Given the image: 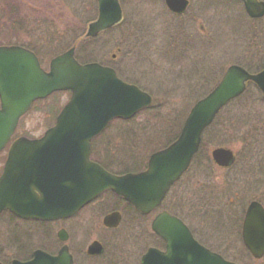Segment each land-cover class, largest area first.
<instances>
[{
    "label": "rangeland",
    "instance_id": "374dc122",
    "mask_svg": "<svg viewBox=\"0 0 264 264\" xmlns=\"http://www.w3.org/2000/svg\"><path fill=\"white\" fill-rule=\"evenodd\" d=\"M42 1L50 2L39 11L47 19L42 21L44 31L37 26L22 31L14 38L18 43L32 44L31 36L42 33L38 43L54 55L68 45H73L75 52L83 49L79 56L91 53L97 61L120 69L125 79L139 84L153 98L152 108L133 117L128 129L116 121L109 127L110 131L120 130L122 146H128L135 159L128 163L124 158L118 167L142 168L154 148L173 138L190 106L213 87L228 65L255 63L264 55V18L249 20L237 0H192L179 16L166 10L163 0H121V24L90 43L84 42L81 35L95 14L94 0ZM52 33L54 40L48 37ZM80 42L83 48H79ZM50 58L42 55L44 68ZM252 91L248 90L244 103L228 108L202 136L195 165L198 169L193 166L171 190L183 204L179 214L184 222L240 264H245L237 237L242 214L253 197L264 198V185L251 182L248 186L239 181L244 174L243 163L225 172L220 166L210 167L203 162L211 149L223 146L234 150L238 158L240 151L244 159L248 156L252 160L248 181L259 176L257 169L262 173L264 100L255 99L257 94ZM67 99L68 94L62 92L33 105L20 119L14 135L42 134ZM229 112L239 115L231 119ZM222 142L226 144H218ZM42 230L54 232V225L42 227L11 218L9 228L0 229V237L18 244L24 232H33L28 241L34 243V233ZM215 234L218 239H214Z\"/></svg>",
    "mask_w": 264,
    "mask_h": 264
},
{
    "label": "water",
    "instance_id": "95a60500",
    "mask_svg": "<svg viewBox=\"0 0 264 264\" xmlns=\"http://www.w3.org/2000/svg\"><path fill=\"white\" fill-rule=\"evenodd\" d=\"M96 2L97 17L87 24L85 37H95L122 19L119 0ZM242 2L249 16L264 14V2ZM165 4L179 14L187 0H165ZM248 81L264 93V69L250 74L241 66H229L212 90L190 108L177 138L150 155L145 170L116 176L89 160V141L112 119H128L149 106L150 95L119 79L110 67L96 62L80 64L74 58V47L52 58L46 71L32 52L19 46H0V150L34 100L55 91L70 92L55 124L42 137H19L9 146L0 175V212L9 210L24 219L65 218L109 189L138 212L148 213L188 168L205 128L222 107L244 91ZM210 156L220 167L234 160L232 151L224 147L213 148ZM152 228L168 242L163 256L172 264H235L198 245L188 228L166 212L154 218ZM62 233L58 232L60 238ZM241 234L246 248L260 258L264 253V209L260 203L248 204ZM173 250L181 254L170 256ZM42 259L54 264V257L40 250L28 262L13 260L11 264L46 263Z\"/></svg>",
    "mask_w": 264,
    "mask_h": 264
},
{
    "label": "flooded vegetation",
    "instance_id": "af4514ba",
    "mask_svg": "<svg viewBox=\"0 0 264 264\" xmlns=\"http://www.w3.org/2000/svg\"><path fill=\"white\" fill-rule=\"evenodd\" d=\"M187 1L186 9L192 4V0ZM119 2L122 8L123 2L121 3V0ZM239 2L243 14L247 16L242 2L240 0ZM94 3H96L95 0ZM160 3H162V0H160ZM44 4H50V2H43L42 0H0V40L8 42L1 45H18L33 52L38 59L42 58V55L54 56V52L52 54L46 50V47L42 43H38V40L41 41L43 37L42 33H40L42 35H37L36 33L31 36L30 40L33 42L32 44H21L14 39L18 38L22 31L27 32L29 28H35V26L38 29H42V32L44 31L42 21L47 19L39 13ZM171 14L178 16L174 13ZM248 18L252 21H259L264 18V15L259 18ZM123 19L124 15L122 12ZM83 33L84 31L82 35ZM48 37L54 40L53 33L51 36L48 34ZM262 57H257L256 60L253 59L255 63L243 62L234 64L242 66L250 74H256L264 69V55ZM246 89L257 91L259 94L258 98L264 100V94L260 92L258 86L253 82H247ZM119 133H121L120 130L110 131L104 129L90 140V159L100 164L112 174H121V171L116 169L122 162V142ZM41 135L32 136L31 138H38ZM15 138L11 137L8 144L0 152V174L8 146ZM237 158V155L234 153V161ZM250 162L252 160L247 156L245 161L246 175H250L252 172ZM260 162L263 174L254 167L253 169H257L259 176L255 175L254 178H249V182H256L263 186L264 156H262ZM247 166L248 170L246 169ZM171 188L163 202L147 214L137 212L121 196L112 193L110 190H106L95 196L67 218L54 221L24 220L25 222L38 224L42 227L52 224V226L54 225V232L49 234L46 230L35 232L36 241L34 243L28 241L30 237L28 235L33 234V232H30V234L24 232L21 238L22 242L18 244L5 241L4 237H0V263L11 264L13 259L26 262L33 258L34 251L40 250L54 257V264H172L163 256L167 252L168 242L155 233L151 226L153 219L160 212H167L184 222L179 214L181 209L184 208L183 204L180 197L171 192ZM251 201L260 203L264 209V198L253 197L247 205ZM108 216L112 217L106 219ZM10 221L11 214L8 211H2L0 213V229L2 228L6 231L9 228ZM188 229L198 245L220 254L228 261L240 264L238 261L227 256L223 251L218 250L213 241L208 242V237H204L190 226H188ZM60 230L63 231L62 238L58 235ZM53 233L54 236L52 237ZM213 237L214 239L219 238L218 234L213 235ZM237 237L239 240L238 245L243 250L245 264H264V254L260 258H254L247 250L242 242L240 227ZM178 254L181 253L174 250L170 252V256H177ZM184 254L186 256L188 253ZM189 254L193 255L195 253L190 252ZM42 260H45L46 263L41 264H49L46 259Z\"/></svg>",
    "mask_w": 264,
    "mask_h": 264
},
{
    "label": "trees",
    "instance_id": "16d2710c",
    "mask_svg": "<svg viewBox=\"0 0 264 264\" xmlns=\"http://www.w3.org/2000/svg\"><path fill=\"white\" fill-rule=\"evenodd\" d=\"M95 15H93V17H94ZM92 17V18H93ZM91 18V19H92ZM82 37V36H81ZM82 40H84V42H88V43H90V42H92V41H94L93 39H87V40H85V39H83V38H81ZM84 44L82 43V42H80V44H79V48H83L82 46H83ZM67 47H69V45L67 46ZM82 51L84 52V50L83 49H76V58L79 60V61H81V62H89V61H96V58L95 57H93V56H91V53L89 54V53H85L84 55L85 56H79L78 55V53L79 52H81L82 53ZM106 65H110L111 67H113L115 70H116V72L118 73V75L120 76V77H123V75H122V73H121V71H120V69H117L116 67H114V66H112L111 64H106ZM123 79H125L124 77H123ZM134 83H136V82H134ZM60 93H62V92H57V93H54V96L55 95H57V94H60ZM248 93V90L241 96V97H239V99H236L235 101H233L232 103H230V104H228L226 107H224L219 113H218V115L215 117V119H214V121L212 122V124L205 130V132H204V134H203V136L208 132V131H210L211 130V128H213L214 127V124L215 123H217V121H218V119H219V117L228 109V108H230L231 106H233V105H236V104H240V103H244V101H246L248 98H247V96H245L246 94ZM252 93L255 95V94H257L254 98L256 99V98H258L259 97V94H258V92L257 91H252ZM243 105H245V104H243ZM152 108V106L151 107H148V108H146V109H144V110H142L140 113H143V112H147V111H149L150 109ZM232 111V110H231ZM139 113V114H140ZM229 118H233V117H236V116H238L239 114H237L236 115V113H230L229 112ZM236 115V116H235ZM133 120V118H131V119H129V120H115L117 123H120V124H123L124 125V129H128L130 126V122ZM181 124H182V122L180 123V126H179V128H178V130H177V132H176V134L173 136V138L171 139V140H169L168 142H165V143H163V144H160V145H158L156 148H154L153 149V151L154 150H156V149H159V148H162V147H164V146H166L168 143H170L171 141H173L174 139H175V137L177 136V134H178V132H179V130H180V127H181ZM203 140V139H202ZM202 143L203 142H201V144H200V147H199V150H198V152H197V154L195 155V157H194V159H193V161H192V165H191V167H190V170H191V168L193 167V169L194 168H196V169H198V167H196L197 165H198V163H196V159H197V157L199 156V154H200V152H201V148H202ZM219 145H225L226 143H218ZM228 144V143H227ZM129 150L130 149H128V146H126L125 144L122 146V155H123V160H124V158L128 161V163H130L131 162V158H133V155L132 154H130V152H129ZM238 154H239V158H237V162L235 163V165H237V164H241V163H243V165H244V167H246V165H245V161H246V157H245V159L242 157V153L239 151L238 152ZM204 159H205V162H203V163H205L206 165H208V166H210V167H214L213 166V163H212V161H211V159H210V157L208 156V155H206L205 157H204ZM242 160H243V162H242ZM125 161V160H124ZM196 165V166H195ZM234 165V166H235ZM242 165V166H243ZM233 166V167H234ZM122 167H125V168H122L123 170H122V172H125V171H138L139 169H141V168H135V167H127V166H122ZM192 169V170H193ZM196 169H194V170H196ZM231 169H232V167L230 168V169H227V170H225V172H228V171H231ZM247 170H248V166H247V168H246ZM191 170V171H192ZM243 170H244V174H243V176H241V177H239V181H242L241 183H244L245 185H248V186H250L252 183H256V182H249L248 181V179L246 178V174H245V168H243ZM240 171V169L237 171V172H239ZM247 173V172H246ZM242 173H240L239 174V176L241 175ZM249 175V174H248ZM245 176V177H244ZM13 225H15V223H14V221H13V223H12Z\"/></svg>",
    "mask_w": 264,
    "mask_h": 264
}]
</instances>
